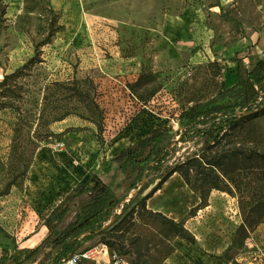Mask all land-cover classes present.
I'll return each mask as SVG.
<instances>
[{
    "label": "rangeland",
    "instance_id": "rangeland-1",
    "mask_svg": "<svg viewBox=\"0 0 264 264\" xmlns=\"http://www.w3.org/2000/svg\"><path fill=\"white\" fill-rule=\"evenodd\" d=\"M235 57L249 67L264 59V0H0V83L36 61L0 84V264H46L50 229L74 220L84 201L75 189L155 132L176 139L182 110L235 84ZM148 74L151 84L133 91ZM156 86L148 101L136 97ZM251 124L264 141V117ZM170 148L141 188L136 173L124 175L129 193L147 195L199 146ZM244 201L213 190L195 208L200 199L174 173L146 208L191 238L134 214L110 234L132 252L113 249L125 264H264V223L234 242Z\"/></svg>",
    "mask_w": 264,
    "mask_h": 264
},
{
    "label": "trees",
    "instance_id": "trees-1",
    "mask_svg": "<svg viewBox=\"0 0 264 264\" xmlns=\"http://www.w3.org/2000/svg\"><path fill=\"white\" fill-rule=\"evenodd\" d=\"M229 61L235 64L232 72L236 78L235 84L229 88L221 87L204 103L182 110L178 116L176 139L164 142L165 134L155 132L113 157L109 173L92 176L75 189V196L84 197V201L74 220L61 229L52 228L49 231L55 245L49 259L52 264H58L83 250L86 242L95 239L103 240L104 245L120 257V253L113 249L115 243L123 254H128L131 251L129 246L112 239L110 234L119 230L134 214L159 222L174 235L186 240L191 238L181 222L146 208V201L174 173L200 199L195 208L205 206L213 190L228 194L235 191L243 201L250 198L242 203V223L236 231L234 242L245 239L264 223V141L259 140L256 128L251 124L254 119L264 117V59H259L250 67L241 58L235 57ZM34 63L36 61L32 58L24 67ZM22 68L4 75L0 84L12 77L22 76ZM153 78L152 74L142 75L131 85V89L137 92L136 88L146 87ZM158 88L148 89L146 95L137 93L136 97L148 101L159 91ZM247 130L249 134L244 136ZM174 140L176 143H194L199 149L194 155L166 167L159 183L147 195L141 197L140 192L136 195L129 193L130 188L123 184L124 175L127 172L136 173L140 185L145 168L147 179L152 170L164 165L171 154L170 145ZM71 209L72 205H66L59 220ZM133 264L144 263L135 258Z\"/></svg>",
    "mask_w": 264,
    "mask_h": 264
},
{
    "label": "built area",
    "instance_id": "built-area-1",
    "mask_svg": "<svg viewBox=\"0 0 264 264\" xmlns=\"http://www.w3.org/2000/svg\"><path fill=\"white\" fill-rule=\"evenodd\" d=\"M58 264H125L108 246L100 244L75 252Z\"/></svg>",
    "mask_w": 264,
    "mask_h": 264
},
{
    "label": "water",
    "instance_id": "water-1",
    "mask_svg": "<svg viewBox=\"0 0 264 264\" xmlns=\"http://www.w3.org/2000/svg\"><path fill=\"white\" fill-rule=\"evenodd\" d=\"M176 140L172 141L170 147L175 144ZM146 174H147V168H145V170L143 171V174H142V183H141V186L140 188L144 185L145 181H146ZM138 193V191H136V193H134V195H136ZM48 264H52V261H49Z\"/></svg>",
    "mask_w": 264,
    "mask_h": 264
},
{
    "label": "crops",
    "instance_id": "crops-1",
    "mask_svg": "<svg viewBox=\"0 0 264 264\" xmlns=\"http://www.w3.org/2000/svg\"><path fill=\"white\" fill-rule=\"evenodd\" d=\"M233 72V71H232ZM233 74V73H232ZM234 75V74H233ZM234 77H235V75H234ZM235 80H236V78H235Z\"/></svg>",
    "mask_w": 264,
    "mask_h": 264
}]
</instances>
